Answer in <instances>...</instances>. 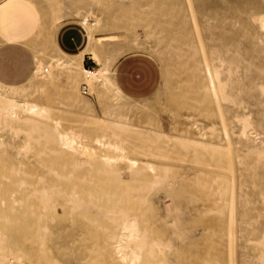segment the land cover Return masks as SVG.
Returning <instances> with one entry per match:
<instances>
[{
    "label": "rangeland",
    "instance_id": "obj_1",
    "mask_svg": "<svg viewBox=\"0 0 264 264\" xmlns=\"http://www.w3.org/2000/svg\"><path fill=\"white\" fill-rule=\"evenodd\" d=\"M188 2L0 0L7 264H264V0ZM88 32L109 71L94 87L50 65L55 37L70 54ZM127 53L160 66L152 94L117 85ZM38 60L52 79L33 85ZM3 95L45 105L50 119L11 118ZM67 131L76 138L63 142Z\"/></svg>",
    "mask_w": 264,
    "mask_h": 264
},
{
    "label": "bare ground",
    "instance_id": "obj_2",
    "mask_svg": "<svg viewBox=\"0 0 264 264\" xmlns=\"http://www.w3.org/2000/svg\"><path fill=\"white\" fill-rule=\"evenodd\" d=\"M187 2H188V0H187ZM189 7L191 6L192 7V4H191V0H189ZM190 7V8H191ZM261 19V18H260ZM262 20V19H261ZM261 20H260V23H261ZM88 19H87V17H85V18H83V20H82V24H83V26H86L88 23ZM262 25L261 26H263L264 27V21L262 20ZM195 24V23H194ZM196 27V26H195ZM111 36V35H110ZM55 39H56V37H55ZM55 39L53 40V51L55 52V55H50V59L52 60L51 61V68L53 69V68H59V69H62V70H64V71H66L68 74V76L67 77H69V75L70 76H72V77H74L75 79H73V80H77V79H80V78H82L83 76H87L88 78V82L90 83V85L92 86L93 85V87H94V85L96 84H100V83H103L105 80L107 81V79H108V75H109V71H108V69L102 64V62H100V59H99V57L97 56V49L99 48V47H101L102 45H103V41L102 40H100V39H102L101 37H95L93 34H91L90 32H88L87 33V43H86V45H85V47H84V49L83 50H81V51H79V52H77V53H74V54H67V53H65V52H62L61 50H59V47H57V45H56V42H55ZM204 47V46H203ZM201 49H202V47H201ZM53 51H51V52H53ZM202 53H203V50H202ZM47 54H48V51H47ZM88 56V57H90V59H92V60H94L95 61V63L97 64L94 68H92V69H88V68H86V67H84V65H83V59H84V57L85 56ZM206 55V54H205ZM206 63V62H205ZM208 63V62H207ZM49 66V64H47V65H43V63H42V61L41 60H38V62H37V65H36V68H35V70L33 71V74L31 75V77L28 79V81H27V83L29 82V83H32L33 85H35L34 84V81L35 80H37V79H42V80H44V81H51V80H49V79H52V75L51 74H49V75H46V74H44V70L45 69H47V71H48V67ZM209 66H207V68H208ZM207 72H209V71H207ZM215 74H216V70H215ZM214 74V76H216ZM209 75V74H208ZM212 77V76H211ZM218 76H216V78H217ZM216 78L214 77V78H210V83H211V86H213V88H215V86L213 85L214 83V81L216 80ZM69 79V78H68ZM217 80H219L218 78H217ZM216 80V84H217V86H218V81ZM67 82H69V81H67ZM76 82V81H75ZM51 83V82H50ZM26 84V83H25ZM32 84L30 85V86H32ZM220 84V83H219ZM27 85V84H26ZM43 85V84H42ZM78 85V84H77ZM23 86V85H22ZM29 86V87H30ZM45 86H47V85H45ZM36 87V86H35ZM76 87H78V86H76ZM39 88V87H38ZM75 89V88H74ZM69 90H71V89H69ZM205 90V89H204ZM207 90V89H206ZM206 90H205V92H206ZM214 90V89H213ZM220 90V89H219ZM226 90V89H225ZM74 91V90H73ZM215 91V90H214ZM75 92H77V90L75 89ZM217 93V92H216ZM26 94V93H25ZM78 95V94H77ZM215 96H216V94H214ZM79 96V95H78ZM3 97V106H4V108H5V110L6 111H8V113L10 114V117L11 118H13V119H17V115L18 114H23V115H26V118H30V117H37V118H39V117H41L42 119L44 118H46L47 120H48V118H49V116H47L46 117V115H48V114H46V112L48 111L47 109L48 108H46L45 107V105H43V104H40V103H33V102H27V100L26 99H24V98H22L21 97V99H19V100H16L17 102H15V100H12V98L13 97H11V98H7V95H3L2 96ZM68 98H70V97H68ZM217 98V97H216ZM218 99V98H217ZM0 100H2V99H0ZM69 100H71V99H69ZM78 100V99H77ZM228 101V100H227ZM76 102V101H75ZM217 102V101H216ZM77 103V102H76ZM75 103V104H76ZM82 103V102H81ZM81 103H80V105H81ZM222 103H223V101H222ZM46 104V103H45ZM217 106H218V104H217ZM20 108V109H19ZM219 108V107H218ZM84 110H86V111H84V113L88 116V118L89 117H94V113H93V111L94 110H92V108L91 107H89V106H85L84 107ZM84 117V116H83ZM40 118V119H41ZM87 117H86V119H88ZM31 119V118H30ZM28 120V122L29 121H31V120ZM50 119V118H49ZM91 119H95V118H91ZM34 120V119H33ZM96 120V119H95ZM100 120H102V118L100 119ZM104 120V119H103ZM102 120V121H103ZM107 120V119H106ZM19 121V120H18ZM85 121H88V120H85ZM25 122V121H24ZM32 122V121H31ZM30 122V123H31ZM38 122V121H37ZM222 122V121H221ZM35 123V122H34ZM39 123H40V121H39ZM38 123V124H39ZM36 124V125H35ZM34 125H33V127L34 126H37V123H35ZM57 125H58V123H56ZM84 124H86V122L84 123ZM28 125H30V124H28ZM222 125H223V123H222ZM31 127H32V125H31ZM39 127V126H38ZM38 127H37V129H38ZM43 127V126H42ZM126 127V126H125ZM39 130V129H38ZM32 131H33V129H32ZM70 131V130H69ZM225 131V130H224ZM66 134H64L63 135V142H66L67 141V138L69 137V136H71V140H73V139H75L76 138V135L75 134H69L68 133V131L67 132H65ZM70 133H71V131H70ZM28 134V133H27ZM68 136V137H67ZM226 137V136H225ZM31 140V139H30ZM39 140V139H38ZM227 140V139H226ZM95 141L97 142L98 140H94V143H95ZM74 142V141H73ZM99 142V141H98ZM228 142V141H227ZM28 144V143H27ZM95 144H97V143H95ZM101 144V143H100ZM100 144H98V145H100ZM197 144H200V143H197ZM97 145V146H98ZM103 145V144H102ZM105 145V144H104ZM67 146V145H66ZM202 146V145H201ZM208 146V145H207ZM100 147H102V146H100ZM104 147V146H103ZM114 147H116V146H114ZM213 147V146H212ZM113 147H111V149H112ZM205 148V147H204ZM207 148V147H206ZM215 148H217V147H215ZM29 149V148H28ZM109 149V148H108ZM120 149V148H119ZM207 149H209V148H207ZM219 149V148H218ZM110 150V149H109ZM114 150H117L118 152L120 151V150H118V148H116V149H114ZM125 150V149H124ZM212 150V149H211ZM220 150V149H219ZM228 151V150H227ZM120 152H124V151H120ZM122 153H119V154H122ZM228 153H229V151H228ZM258 155H259V153H258ZM227 156H228V154H227ZM264 156V155H263ZM212 157V156H211ZM230 162V161H229ZM228 166V165H227ZM132 167V166H131ZM230 167L228 166V169H229ZM223 170V169H222ZM229 171V170H228ZM230 171H232V170H230ZM229 171V172H230ZM231 175V174H230ZM234 187V186H233ZM54 189V188H53ZM233 194V193H232ZM61 195V194H60ZM53 208V207H52ZM234 209V208H233ZM46 210V209H45ZM61 210H62V208H61ZM45 229H46V227H45ZM133 232L131 231V233L129 234L130 236L128 237V239H132L131 238V234H132ZM234 236V235H233ZM230 237V236H229ZM127 239V240H128ZM128 242H126V244H127ZM229 245H230V240H229ZM231 255V254H230ZM11 257V256H10ZM13 257V256H12ZM231 258V257H230ZM7 259L8 258H6V257H1L0 256V264H7L6 262H7ZM15 259V258H14ZM22 259V258H21ZM24 259V258H23ZM22 259V260H23ZM16 260V259H15ZM17 264H22V261L20 260V258H18L17 257ZM25 260V259H24ZM23 263H24V261H23ZM27 264V263H26ZM231 264V263H230Z\"/></svg>",
    "mask_w": 264,
    "mask_h": 264
},
{
    "label": "crops",
    "instance_id": "obj_3",
    "mask_svg": "<svg viewBox=\"0 0 264 264\" xmlns=\"http://www.w3.org/2000/svg\"><path fill=\"white\" fill-rule=\"evenodd\" d=\"M58 46L67 52L59 44ZM160 75L161 70L158 63L150 55L144 53L122 55L118 59L114 71L117 85L123 93L132 98H143L152 94L159 85Z\"/></svg>",
    "mask_w": 264,
    "mask_h": 264
},
{
    "label": "built area",
    "instance_id": "obj_4",
    "mask_svg": "<svg viewBox=\"0 0 264 264\" xmlns=\"http://www.w3.org/2000/svg\"><path fill=\"white\" fill-rule=\"evenodd\" d=\"M88 69H92V68H94V67H87ZM45 71H47V69H45ZM87 77V76H86ZM80 91H81V93L82 94H85V95H91V92H90V90H89V86H88V83L85 81V80H83V81H81V84H80Z\"/></svg>",
    "mask_w": 264,
    "mask_h": 264
}]
</instances>
